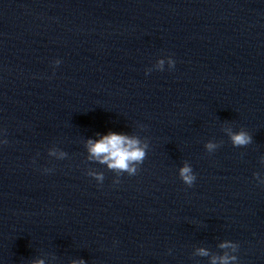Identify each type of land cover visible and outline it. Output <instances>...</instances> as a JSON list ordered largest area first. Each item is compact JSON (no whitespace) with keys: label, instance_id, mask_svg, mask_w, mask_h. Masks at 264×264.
<instances>
[{"label":"clouds","instance_id":"9594fccd","mask_svg":"<svg viewBox=\"0 0 264 264\" xmlns=\"http://www.w3.org/2000/svg\"><path fill=\"white\" fill-rule=\"evenodd\" d=\"M231 138L233 144L238 146L247 145L251 142V137L245 132L234 134ZM138 144L139 142L136 139H130L124 135L110 133L95 143L89 141V151L92 156L100 159L101 163H107L111 169H119L134 173L135 168H130L129 163L132 161H142L145 156L144 151L138 147ZM207 147L211 149L213 145L209 144ZM180 175L183 181L189 185L195 180L191 168L187 165L180 170ZM99 178L102 179V177ZM228 246V244L221 245V247ZM199 252L202 256L208 255L207 251L204 249H200ZM219 259L221 264H228L229 260H235L236 257L224 256ZM216 260L217 258L213 257L212 264H216ZM40 264H42V262H40ZM80 264H84V262L81 261Z\"/></svg>","mask_w":264,"mask_h":264}]
</instances>
